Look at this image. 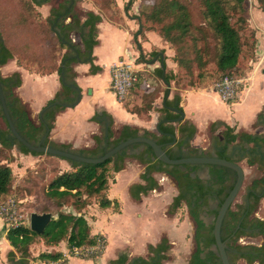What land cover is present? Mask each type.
Segmentation results:
<instances>
[{"label":"trees","instance_id":"obj_1","mask_svg":"<svg viewBox=\"0 0 264 264\" xmlns=\"http://www.w3.org/2000/svg\"><path fill=\"white\" fill-rule=\"evenodd\" d=\"M25 1L27 9L21 10V16L19 15L16 19L17 27L28 29L31 32L29 27L38 23L45 28V37L50 38L52 45L50 48L53 54L52 66L47 73L38 74L57 73L62 89L41 109L38 114L39 125H36L26 106L14 92L22 85L20 73L15 72L5 78L0 72L6 105L17 132L33 145L42 143L43 146L91 158L103 157L118 144L140 136L139 129L127 125L122 128L119 137L115 138L112 130L113 117L107 112H102L96 113L91 119L100 126L101 130V135L94 137L95 148L72 150L70 145H58L50 140L57 116L68 108H75L82 98V90L76 81L77 75L73 65L89 64L93 75L102 71L101 67L94 64V48L99 44L98 25L103 18L100 14L88 12L82 20L75 11L79 0H61L57 6L50 9L47 17L36 10L52 0ZM132 5L133 0L125 6V11L128 12ZM195 7L200 9L203 26L198 25L196 21ZM33 12H36L35 16ZM146 20L161 26L159 30L161 37L177 49L175 62L190 74H192L194 64L203 70L210 63H214L219 74L217 83L225 77L243 78L239 67L245 46L243 33L247 30L248 22L246 0H156V5L146 15ZM140 29L135 33L134 41L141 49L139 36L144 32L142 25ZM193 30H197L202 35V39L195 38L189 42L188 35ZM34 37L39 39L36 35ZM160 53L162 52L152 51L149 54L151 58L147 60L146 54L141 50L138 62L148 63ZM194 55L195 58H192ZM14 58L15 51L9 44L7 36L5 40L0 30V68ZM19 65V67L22 66L20 63ZM42 67L45 66L42 65ZM154 75L164 84L171 85L173 78L167 72L165 61L164 69L156 68ZM198 78L199 82H205L210 77L202 72ZM139 85L136 84L135 87ZM205 87L207 85L196 88ZM167 92L168 89L165 91L166 95ZM130 96H133V92L127 97L126 103ZM142 99L143 106H134L130 110L128 109L129 101L126 104L128 111L149 116L155 101L153 95L146 93ZM181 100L179 95L168 99L166 106L163 105L159 110L161 113L158 120L159 130L156 133L145 130L141 136L163 145L166 154L173 160L190 157H218L238 164L246 162L248 166L256 167L261 172L260 177L245 187L241 201L235 202L228 210L221 228V239L230 264H237L239 260H245L248 264H264V244L242 245L240 243L242 238H264V219L255 216L264 199V133L237 132L236 127L223 121H217L210 127V147L207 150L195 148L191 142L197 134V128L186 121L177 122L181 115L169 109L175 108L183 112ZM0 117L4 119L7 126L6 129L0 127V147L2 149L12 151L18 149L21 153L33 156L46 155L30 152L14 137L5 119L1 101ZM256 126L264 128V113L258 115ZM140 147H143V150L139 154H129ZM129 157L137 159L145 166V171L141 175L143 183L130 187V195L135 201H140L142 196L159 188V182L154 176L157 173L166 174L176 182L178 194L172 202L170 211L186 208L196 225L194 235L196 250L191 255L188 264H222L220 257L213 250L216 245L214 222L208 224L205 219L211 216L216 218L219 209L235 186L237 174L233 170L216 165H166L155 159L152 148L144 144L131 145L100 165L65 160L70 163L71 169L55 176L49 182L45 192L46 198L55 209V214L49 208L37 212L53 215V220L45 232L37 234L30 229V225L23 223L10 224L7 239L13 251L7 256L9 264H31L36 260L45 264L60 261L61 264H65L66 259L62 252H44L37 258H33L31 247L41 241L52 247L65 242L70 251L76 248L94 250V253L86 260H96L97 257L102 256L107 241L102 235H91V228L83 211L91 204L92 199L101 209L120 211L119 202L111 200L107 193L110 180L116 173L123 170L125 160ZM204 171L207 174L202 176L201 173ZM12 184L11 167L0 162V201L9 197ZM170 249L169 240L163 238L159 244L149 246L150 256L148 258L130 257L128 254H123L111 260L109 264H166Z\"/></svg>","mask_w":264,"mask_h":264},{"label":"rangeland","instance_id":"obj_2","mask_svg":"<svg viewBox=\"0 0 264 264\" xmlns=\"http://www.w3.org/2000/svg\"><path fill=\"white\" fill-rule=\"evenodd\" d=\"M60 1L61 0H52L45 6V9H42L41 7L38 8L36 12L38 11L41 12L42 15H45L49 8L57 6ZM129 1L131 0H79L76 4L75 11L82 20L88 12H94L96 14H100L106 21V23L114 22L119 25H123L125 22L124 20L127 17V20L132 21L136 24V31L132 32L133 37L135 33L139 31L141 25L144 32L142 35H140V38L144 37L145 31L156 32V34L161 37V35L159 34L161 26L146 20V15L155 7L156 0H133L131 9L126 12L125 6L129 3ZM25 2V0H0V30L3 32V37L5 38V40L7 36L9 44L15 51V58L9 62V67H6L5 65L0 68L1 75L5 78L6 75L10 73V70H12L11 67L16 69L20 66L19 63L22 65L20 68L26 71L42 74L47 73L48 69L52 66L51 58L53 54L50 50V48H52V45L50 43V38L47 36L45 37V28L38 23L29 27L31 32L28 29H20L19 27H17L18 24L16 23V19H18L19 15L21 16V10L27 9L25 6ZM246 9L248 10V22L247 30L243 33V41L245 43V46L244 54L241 58L239 67V72L240 74L242 73L241 76L243 77L240 79H246L244 82L243 91L246 90L249 86L251 87V89L252 87H254L252 86L253 82H250L249 74L252 70H254L255 65L259 62L258 58L261 50L260 45L264 41V0H246ZM35 13L34 16L36 15ZM194 15L198 25L203 26L202 15L200 14V9H198L197 7L194 8ZM34 35H36L39 39L35 38ZM195 38L202 39V35H200L197 30L191 31L188 35V39L190 40L189 42H191ZM162 40L167 45V47L164 49L156 48L154 50H156L157 52H162L164 55L169 52L172 55L171 59L175 65L174 70H170L166 65L167 72L171 74L173 78L171 82V95L169 99H172L176 93L190 88L202 87L203 85H207L205 89H215V86L218 82L217 80L219 79V74L217 73V67L214 63H210L203 70H200L197 65L194 64L192 74H190L175 62V56L177 54L176 47L172 46L163 38ZM44 43L49 45V47ZM200 46H202V44H200ZM133 48L135 50V53L129 55L130 59L131 57L138 58L140 56V53L138 52V46L135 43ZM150 53L146 54L147 60L151 58L149 56ZM192 58H195V55L194 57L192 56ZM42 65H44L45 67H42ZM158 65L160 67V62H158ZM256 67H258V65H256ZM202 72H204L207 77H210L205 82H199L198 75ZM167 89L168 88L166 84H164L163 81L157 78L154 73L153 75L150 72L143 73L140 81V86L136 87L135 90L132 91L133 96H130L128 98V102L130 101L128 109L130 110L134 106H143L142 96L146 93H151L155 102L159 99V102L162 105L166 95L165 91ZM108 90L112 92L110 86ZM242 92H240V97L238 99L239 102L241 100ZM16 93L19 94V91H16ZM258 97V90H255V97L253 98V100L257 101ZM127 103L125 102L122 105L123 109L125 108L126 110H128L126 108ZM134 114H136L141 121H150V115L147 116L146 114L138 112ZM33 121L36 122L37 119L33 118ZM234 124L235 123H233V125ZM0 127L2 129L7 128L6 123L2 117H0ZM235 127L237 129V132L255 131L254 128L248 127L245 129L240 127L238 124H236ZM198 135L199 138L203 140V143H201L200 146L206 148L211 141V132L210 135L205 132H199ZM87 140L88 139H85L86 144L88 142ZM0 162L1 164L10 166L13 171V184L11 187L10 195L7 199L5 198L4 200L0 201V217L3 219L5 226L6 223L9 226L10 224L18 223L30 225L31 214L37 213L43 209H52L53 213L55 214V209H53L52 203L46 198L45 192L49 182L55 176H57L61 172H65L71 169V165L69 162L61 160L59 158L49 157L47 155H26L24 153H21L18 149H14L12 151L2 149L1 147ZM241 166L245 171V182L236 202L241 201V196L244 193L245 187L250 185L254 179L261 176V172H259L256 167H250L246 162H241ZM202 173V176L206 175V171ZM164 177V175L157 176L160 186L159 190L157 191L156 197L161 196L166 191L168 192L170 189V185L172 187H175L174 184H171L170 182L172 179L165 180ZM113 193L114 190L110 189L109 196L111 198H115L113 196ZM172 193L174 194V191ZM173 194L170 193L167 199L162 200L164 204L163 210L162 206L155 204V210L150 209L149 211H147L148 209H144L145 215L141 218L136 217V209L134 208L135 204L133 205L132 202L126 201L125 199L123 200V198L116 197V199H118L120 203L122 202L124 212L127 216L124 222H120L116 225L112 224L110 225V228L118 231L120 234L123 233L132 241H134V238L136 237L139 238L146 235L150 236L151 234L155 233L159 234L160 231L166 228L168 229L167 234L165 233L164 236L159 237V239L163 237L168 238L171 244L169 259L166 263L188 264L191 255L196 250V244L194 241L196 225L193 219L189 217L186 208H182L178 212L170 211V201ZM95 202V200H91L92 207L87 211V218L90 223H93L98 218H100V220L102 221L99 220L91 225L92 232L100 231V228L105 226L103 217L101 215H98L99 212L97 206L94 204ZM164 216L166 217V220L164 219ZM256 216L264 218V203L260 205ZM206 222L208 224L213 223L214 217L211 216L207 218ZM5 231L6 227L2 225L0 227V235L4 234ZM109 237L116 243L119 240L117 234L109 233ZM240 243L242 245H263L264 238H242L240 240ZM60 246V250L64 251L67 255V261L70 258L75 257L73 256L72 251L68 249L67 244H62ZM43 248L44 247H41V249ZM127 250V253L131 254L129 248ZM213 250H215V247H213ZM36 251H38V249H36ZM112 251L114 252V248ZM89 256H84L80 259L84 260L86 258H89ZM100 260L101 256H99V258L95 260V264H99ZM3 264H6V262L4 261ZM237 264L246 263L242 261L238 262Z\"/></svg>","mask_w":264,"mask_h":264},{"label":"crops","instance_id":"obj_3","mask_svg":"<svg viewBox=\"0 0 264 264\" xmlns=\"http://www.w3.org/2000/svg\"><path fill=\"white\" fill-rule=\"evenodd\" d=\"M45 6H43L42 9H45ZM50 9L51 8L47 10L45 15L43 14L44 17L49 15ZM124 21L125 22L123 25H119L114 22L106 23V21L103 19V21L98 25L99 44L94 48V64L102 68L100 73L96 75L91 74L89 64L73 65L74 71L77 75L76 81L82 90V98L80 103L75 108H68L57 116L55 127L52 130L50 136V140L56 144L70 145L72 150H91L95 148L96 143L94 141V137L101 135V130L100 126L96 122L91 121V119L96 113L102 112H107L113 117L114 124L112 130L115 138L119 137L122 128L127 125L139 129L140 135H142L145 130L152 133L157 132L158 120L161 117L159 110L163 106V103L161 105L159 99L156 100V102L154 101V111L152 110L149 113L150 121H141L136 114L126 110L125 108L123 109V104L119 103L113 93L108 90L111 79V66L120 61L122 58L129 60V55L135 53L133 48L135 41L134 37L132 36V32L136 31V24L127 20V17ZM139 43L141 44V49L137 45L138 52L141 53L142 50L145 54L150 53L156 48L164 49L167 47L162 38L153 31H145L144 37L139 39ZM260 49L261 50L258 58L259 62L256 64L258 67L255 65L254 70H252L249 74L250 82H253L252 86L254 87L251 89L249 86L242 92L240 102L238 100L233 104H228L222 101L215 89L190 88L175 94L179 95L182 99L181 106L185 114L184 122H189L197 128V134L191 142L193 147L202 150H207L210 147V143L206 148L200 146L201 143H203V140L199 138L198 134L199 132H205L210 135V127L217 121H223L232 127H235V125L238 124L240 127L245 129L248 127L255 129L254 132L247 133H264L263 127L256 126L258 115L260 113H264V41L260 45ZM165 55L164 61L166 62V65L170 70H174L175 65L171 59L172 55L169 52ZM158 62H160V60ZM158 62L151 66V70L154 72L155 69L159 67ZM8 64H6V67H9ZM11 69L12 70H10V73L7 74L6 77L11 76L15 72L20 73L22 85L21 87L15 89L14 92L26 106L28 113L30 111L29 115L32 121L33 118L37 119L36 122H33L36 125H39V112L62 89L59 75L57 73L41 75L35 72L26 71L20 67H17L16 69L11 67ZM255 90H258L259 94L257 101L253 100L255 97ZM16 91H19V94H17ZM233 123L235 124L233 125ZM85 139H88L87 144ZM142 150L143 147L138 150H133L129 154H139ZM144 171L145 166L140 161L129 157L125 160L123 170L116 173L114 178L110 180V188L107 195L111 200H117L119 202V212H116L113 209H101L97 202L94 203L98 208V215L103 217L105 226L100 228L101 232H92L91 230V235H102L107 241V246L103 252V255L101 256L99 264H109L111 260L117 259L123 254H128V248L131 252V254H128L130 257L148 258L150 256L149 246L159 244L164 238L163 237L159 239V237L164 236V234H167L168 232V229L164 228V230L160 231L159 234L155 233L151 234L150 236L146 235L144 237H136L134 238V241H132L123 233L120 234L118 231L110 228V225L112 224L116 225L120 222H124L127 216L124 212L122 202L120 203L116 197L132 202L133 205L135 204L134 208L136 209V217L140 218L144 217L145 215L144 209H148L147 211L150 209L155 210V204L162 206L163 210L164 204L162 200L167 199L168 195L170 193L173 194L172 192L174 191L170 201V204L172 205L171 202H173L174 198L178 194L177 184L166 174L160 173L154 175L156 179L157 176L164 175L165 180H171V184H174L175 187L170 185L169 191L164 192V194L159 197H156L157 191L159 190L158 188L150 192L148 195L142 196L140 201H135L132 199L130 195V187L134 184L143 183L141 175L144 173ZM157 181L159 182L158 179ZM110 189L114 190L113 196L115 198H111L109 196ZM262 203H264V199H262L260 205ZM91 207L92 204H90L83 211V215L88 221L90 228L93 223H96L100 220V218H98L93 223L89 222L87 218V211ZM257 212L258 210L256 211L255 216ZM258 218L264 219L261 217ZM164 219L166 220L165 216ZM0 221V227L2 225L6 227L4 234L0 235V264H3L4 261L6 264H9L7 256L11 251H13V248L7 239L9 225L6 223L5 226V223L1 217ZM109 233L118 235L119 240L117 243L113 239H110ZM62 244L66 243L64 242L60 245ZM60 245L52 247L47 246L44 241L37 242L31 247L32 257L37 258L41 253L55 251L62 252L64 254L66 259L65 264H95V260H82L76 256L72 258L69 257L70 259L67 261V255L64 251L60 250ZM41 247L44 248L41 249ZM113 248L114 252L112 251ZM36 249H38V251H36ZM242 261L248 264L245 260H239L238 262ZM60 262L53 264H61ZM31 264L45 263L40 260H36L32 261Z\"/></svg>","mask_w":264,"mask_h":264},{"label":"water","instance_id":"obj_4","mask_svg":"<svg viewBox=\"0 0 264 264\" xmlns=\"http://www.w3.org/2000/svg\"><path fill=\"white\" fill-rule=\"evenodd\" d=\"M159 60L161 63V67L164 69V55L162 53H160L151 62H148V64L152 66L155 63H157ZM165 84L168 88V92H167L166 98L163 101L164 106H166V101L170 98V95H171V85L169 83H165ZM0 101H1L3 111H4L5 119L7 121V124L11 132L13 133L14 137L22 145H24V147L27 148L30 152L51 155V156H55V157H58L64 160L75 161V162L88 164V165H100V164L107 162L108 160L113 158L116 154H118L119 152H121L122 150H124L125 148L131 145L144 144L152 148L155 159L159 160L160 162L166 165H171V166H184L187 164L216 165V166H222L230 170H233L237 174V181L232 191L229 193L228 197L225 199L224 203L219 209L218 215L216 216V218H214V237H215V242H216L214 251L220 257L222 264H230L229 258L225 250V245L221 239V228H222V224H223V221L225 219V216L228 210L236 202L244 186L245 171L243 167L241 166V164L234 163L229 160L221 159L218 157H190V158H182L178 160H173L166 154L163 145H160L156 143L154 140L143 137L141 135L136 138H131L129 140H126L118 144L111 151H109L107 154H105L103 157H100V158L86 157V156L76 154L70 151L60 150V149L49 147V146H43L42 143H40L39 145H33L29 143L28 141H26L17 132L13 124L12 118L10 116L8 107L6 105V100H5V96H4L2 87H1V82H0ZM169 109L181 115L180 118H178L177 122L184 121L185 119L184 112H181L175 108H169ZM157 130H159V125L157 126ZM141 148L142 147H140L139 149ZM52 220H53V215L51 213H44V214L32 213L30 216V229L37 234H43L45 230L47 229V227H49V225L51 224Z\"/></svg>","mask_w":264,"mask_h":264},{"label":"built area","instance_id":"obj_5","mask_svg":"<svg viewBox=\"0 0 264 264\" xmlns=\"http://www.w3.org/2000/svg\"><path fill=\"white\" fill-rule=\"evenodd\" d=\"M151 65L145 62H138V58L125 59L122 58L117 63L111 66V79L110 89L115 96L116 100L124 104L127 97L135 90L136 84H140L142 74L150 72ZM246 79H232L230 77L223 78L216 84L215 90L218 93L222 101L233 104L238 101L240 92L243 91L244 82ZM140 86V85H139ZM94 253L92 249H74L72 251L73 256L82 258Z\"/></svg>","mask_w":264,"mask_h":264}]
</instances>
